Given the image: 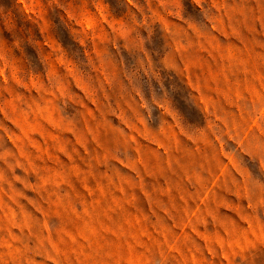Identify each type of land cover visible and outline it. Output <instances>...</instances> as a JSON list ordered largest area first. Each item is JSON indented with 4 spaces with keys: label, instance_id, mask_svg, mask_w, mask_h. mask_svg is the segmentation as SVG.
I'll list each match as a JSON object with an SVG mask.
<instances>
[{
    "label": "rangeland",
    "instance_id": "374dc122",
    "mask_svg": "<svg viewBox=\"0 0 264 264\" xmlns=\"http://www.w3.org/2000/svg\"><path fill=\"white\" fill-rule=\"evenodd\" d=\"M0 264H264V0H0Z\"/></svg>",
    "mask_w": 264,
    "mask_h": 264
}]
</instances>
